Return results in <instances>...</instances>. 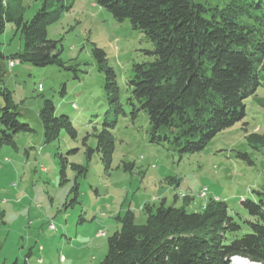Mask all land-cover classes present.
Here are the masks:
<instances>
[{"label": "rangeland", "instance_id": "1", "mask_svg": "<svg viewBox=\"0 0 264 264\" xmlns=\"http://www.w3.org/2000/svg\"><path fill=\"white\" fill-rule=\"evenodd\" d=\"M7 1L24 20L42 7V0ZM248 1L193 0L207 9V16ZM62 2L70 10L48 25L47 37L57 41L64 67L17 59L8 67L3 61L0 86L11 91L20 122L33 131L18 133L15 147L0 146V264H99L107 237L120 228L119 218L131 211L134 223L144 224L143 206L157 207L162 200L177 207L187 202L186 209L199 211L213 197L224 200L235 217L247 215L243 199L264 203V145L253 148L244 137L264 134V106L257 102L264 100V71L255 95L244 99V118L218 132L202 151L180 155L168 143L150 141L147 114H135L126 100L133 64L154 59L152 42L128 19L115 20L93 0ZM263 12L249 6L250 17L241 19L255 21L253 16ZM93 44L104 50L115 72L124 113H116L108 101ZM22 46L20 31L4 22L0 50L8 56ZM44 99L53 102L57 116L69 117L75 138L62 130L57 140L44 141L38 116ZM103 129L114 138L109 168L97 149ZM89 148L93 151L87 159ZM237 151L247 153L251 162L237 157ZM61 158L67 161L65 176ZM85 163V175L76 176L70 165ZM186 195L190 200L185 202Z\"/></svg>", "mask_w": 264, "mask_h": 264}, {"label": "trees", "instance_id": "2", "mask_svg": "<svg viewBox=\"0 0 264 264\" xmlns=\"http://www.w3.org/2000/svg\"><path fill=\"white\" fill-rule=\"evenodd\" d=\"M117 21L128 19L132 28L144 33L154 48L151 62L135 63L127 80V103L136 114L149 120L150 141L168 143L180 155L202 151L220 131L245 116L244 99L254 96L262 85L264 71V12L255 21L244 20L249 6L264 10V0H249L229 10L207 16V9L193 0H93ZM55 3H61L57 10ZM248 4V6H247ZM70 10L62 0H42V7L24 20L19 11L0 0V32L4 22L20 31L23 46L11 55L0 50V84L5 75L4 60L17 59L35 66H63L57 41L47 37V27ZM241 17H243L241 19ZM92 53L104 72L105 90L116 113H124L119 88L103 49L93 44ZM0 146H16L18 133L33 129L19 120L11 91L0 86ZM260 106L264 100L257 99ZM45 142L57 140L62 130L76 137L66 115L55 114V106L44 99L38 113ZM106 168L114 152V138L103 129L98 135ZM253 148L264 145V134H245ZM87 150V159L90 152ZM236 156L250 161L247 153ZM251 162V161H250ZM67 161L61 158V176ZM76 176H83L87 163L71 164ZM190 200L185 196V202ZM246 216L230 215L224 200L210 197L199 211L184 206L144 205L146 221L134 223L131 211L119 218L120 228L107 237V250L99 264H234L237 256L264 264V203L241 201ZM10 264H26L13 261Z\"/></svg>", "mask_w": 264, "mask_h": 264}, {"label": "built area", "instance_id": "3", "mask_svg": "<svg viewBox=\"0 0 264 264\" xmlns=\"http://www.w3.org/2000/svg\"><path fill=\"white\" fill-rule=\"evenodd\" d=\"M14 64H15L14 59L8 60V67H12ZM205 193H206V189L200 190L199 196L203 197V196H205Z\"/></svg>", "mask_w": 264, "mask_h": 264}, {"label": "bare ground", "instance_id": "4", "mask_svg": "<svg viewBox=\"0 0 264 264\" xmlns=\"http://www.w3.org/2000/svg\"><path fill=\"white\" fill-rule=\"evenodd\" d=\"M51 227H52V225H51Z\"/></svg>", "mask_w": 264, "mask_h": 264}]
</instances>
